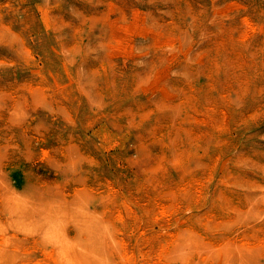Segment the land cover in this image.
Segmentation results:
<instances>
[{
	"label": "rangeland",
	"instance_id": "1",
	"mask_svg": "<svg viewBox=\"0 0 264 264\" xmlns=\"http://www.w3.org/2000/svg\"><path fill=\"white\" fill-rule=\"evenodd\" d=\"M56 262L264 264V0H0V264Z\"/></svg>",
	"mask_w": 264,
	"mask_h": 264
},
{
	"label": "bare ground",
	"instance_id": "2",
	"mask_svg": "<svg viewBox=\"0 0 264 264\" xmlns=\"http://www.w3.org/2000/svg\"><path fill=\"white\" fill-rule=\"evenodd\" d=\"M173 12V11H172ZM213 16H214V14H213ZM90 18V17H89ZM155 19V18H154ZM161 19H163V18H161ZM192 19V18H191ZM2 20V19H1ZM84 21V20H83ZM195 23V22H194ZM7 29H9V28H7ZM184 46V45H183ZM168 47H170V46H168ZM172 49V48H171ZM26 51V50H25ZM24 53V52H23ZM227 54V53H226ZM164 57V56H163ZM166 58V57H165ZM36 88V87H35ZM38 88V87H37ZM40 88V87H39ZM35 90V89H34ZM38 92V91H37ZM207 100V99H206ZM188 102V101H187ZM175 115V114H174ZM192 145V144H191ZM49 201V200H48ZM165 213V212H164ZM54 221V220H53ZM3 229V228H2ZM114 240V239H113ZM110 241V240H109ZM119 241V240H118ZM66 243H68V242H66ZM108 243V242H107ZM41 249V248H40ZM93 249V248H92ZM19 251V250H18ZM229 258V257H228ZM80 260V259H79ZM77 262V261H76ZM13 263V262H12ZM57 263V262H56ZM58 264V263H57ZM76 264V263H75Z\"/></svg>",
	"mask_w": 264,
	"mask_h": 264
}]
</instances>
